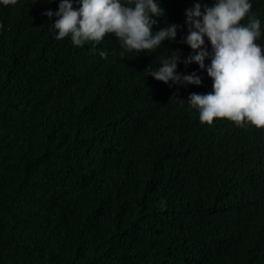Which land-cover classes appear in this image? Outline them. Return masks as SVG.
Segmentation results:
<instances>
[{"label": "trees", "instance_id": "trees-1", "mask_svg": "<svg viewBox=\"0 0 264 264\" xmlns=\"http://www.w3.org/2000/svg\"><path fill=\"white\" fill-rule=\"evenodd\" d=\"M58 2L0 3V264H264V127L202 122L195 63L177 71L200 85L148 75L192 53L185 10L215 0H160L153 30L181 27L139 54L57 40Z\"/></svg>", "mask_w": 264, "mask_h": 264}, {"label": "clouds", "instance_id": "clouds-1", "mask_svg": "<svg viewBox=\"0 0 264 264\" xmlns=\"http://www.w3.org/2000/svg\"><path fill=\"white\" fill-rule=\"evenodd\" d=\"M16 2L0 0L4 5ZM251 9V0H215L212 6L194 3L185 10L188 33L182 38L192 53L182 60L177 52L166 51L158 67L147 68L155 80L180 86L200 85L202 78L195 71H177L179 63H195L205 70L212 91L191 93L187 99L202 122L226 117L238 125L250 122L264 127V15L250 14ZM164 13L160 0H59L57 10L44 15L57 17L51 26L57 40L70 36L74 45L83 46L113 34L127 50L139 54L154 53L165 40H175L180 25L168 23L153 30ZM246 16L248 22L241 23ZM206 58H210L207 65Z\"/></svg>", "mask_w": 264, "mask_h": 264}]
</instances>
